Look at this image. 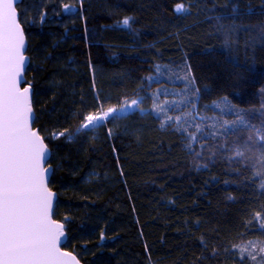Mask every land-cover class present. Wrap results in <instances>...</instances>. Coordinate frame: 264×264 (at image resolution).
<instances>
[{
    "label": "trees",
    "instance_id": "1",
    "mask_svg": "<svg viewBox=\"0 0 264 264\" xmlns=\"http://www.w3.org/2000/svg\"><path fill=\"white\" fill-rule=\"evenodd\" d=\"M40 2L23 0L18 7L28 9L22 20L35 18L24 24L30 58L26 79L34 78L35 126L45 137L75 127L72 114L81 108V95L105 108L132 98L148 84V76L156 77V65L161 66L159 83L147 93L163 87L181 91L184 82L175 73L185 60L201 89L212 86L200 100V115H217L211 102L222 95L241 107H259L264 99L259 92L262 46H256L255 76L235 84L219 62L222 38L209 18L224 11L220 5L239 3L242 9L254 8L251 22L256 23L260 0H85L87 27L94 33L87 40L85 22L60 9L61 3L78 5V0H51L46 7ZM190 3L188 12L175 11L177 4ZM205 3L209 9L215 3V13L199 11ZM41 11L47 12V23H40ZM124 17L133 18L131 29L122 25ZM142 107L148 114L137 110L77 141L46 140L56 168L55 218L67 219L62 247L81 264H241L242 247L251 251V244L264 243V229L255 219L256 212H264V194L254 170L222 159L197 170L180 135L161 127L152 100L145 99ZM237 170L242 174L235 175ZM243 264H250L247 253Z\"/></svg>",
    "mask_w": 264,
    "mask_h": 264
},
{
    "label": "snow or ice",
    "instance_id": "2",
    "mask_svg": "<svg viewBox=\"0 0 264 264\" xmlns=\"http://www.w3.org/2000/svg\"><path fill=\"white\" fill-rule=\"evenodd\" d=\"M47 2L51 0H41L39 7H46ZM22 3L23 0H0V264H81L76 254L62 247L67 219L62 222L55 218L56 193L52 190V176L56 168L50 163L52 150L46 140L64 137L68 142L77 141L88 132L128 119L137 110L148 114L142 107L145 99L152 100L151 111L162 117L161 127L167 126L180 135L197 170L207 169L209 162L217 159L250 167L259 178L258 189L264 194V99L259 107H241L229 95H222L211 102V106L219 110L217 115H200V100L212 91V86L205 84L201 89L187 60L181 72L175 73L184 82L181 91L171 92L163 87L147 93L153 82L159 83L161 66L156 65V77L148 76V84L142 83L132 98L125 96L105 108L103 103H87L81 95V108L72 114L77 121L75 127L52 133L50 137L42 135L43 129L35 126L38 117L34 99L38 93L34 78L32 81L26 79L30 58L26 55L24 24L34 23L35 18L22 20L28 11L19 9ZM192 6V3L187 7L177 4L175 11L188 12ZM220 7L224 11L215 13L216 4L209 9L205 3L199 5V11L215 13L209 18L214 20L215 32L222 38L223 56L219 62L228 70V79L235 84L249 81L257 72L258 44L264 55V0H260V17L256 23L251 22L254 8L250 5L242 9L239 3H225ZM60 9L69 18L79 17L85 22L86 40L94 34L87 27L85 0H78V5L61 3ZM52 11L56 16L61 15L60 11ZM48 19L46 11L39 13L41 24ZM132 22V17H124L121 21L129 29ZM65 31H68L67 25ZM260 71L264 76V69ZM140 92L146 95L141 96ZM259 92L264 98V87ZM161 96L165 97L162 101ZM169 96L174 99H167ZM209 107L203 105L205 111ZM107 135H113L111 128L107 129ZM234 174L242 173L237 170ZM255 219L264 229V212H256ZM100 239H104L103 232ZM251 248V251L248 246L240 249L241 264L245 253L250 264H264V243L251 244ZM213 254H218L215 249Z\"/></svg>",
    "mask_w": 264,
    "mask_h": 264
},
{
    "label": "water",
    "instance_id": "3",
    "mask_svg": "<svg viewBox=\"0 0 264 264\" xmlns=\"http://www.w3.org/2000/svg\"><path fill=\"white\" fill-rule=\"evenodd\" d=\"M28 64H29V62H28ZM56 198H57V196H56ZM56 198L54 200V205H55ZM61 239H62V246H63L65 244V242H66V235H65V237H62Z\"/></svg>",
    "mask_w": 264,
    "mask_h": 264
}]
</instances>
